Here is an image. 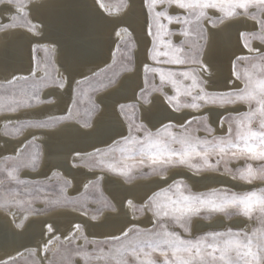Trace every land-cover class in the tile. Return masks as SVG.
Instances as JSON below:
<instances>
[{
	"label": "snow or ice",
	"instance_id": "obj_1",
	"mask_svg": "<svg viewBox=\"0 0 264 264\" xmlns=\"http://www.w3.org/2000/svg\"><path fill=\"white\" fill-rule=\"evenodd\" d=\"M38 3L0 0V30L16 29L18 19L24 20L29 46L27 68L0 82V91L12 94L0 95L5 113L0 127L5 142L16 144L12 153L2 155L0 185L15 181L32 187L20 176L29 169L26 175L43 173L49 183L62 182L63 199H70L69 187L74 196L95 189L91 201L97 206L83 212L87 226L73 221L67 232L45 221L42 235L47 238L26 249L31 264H264V186L237 193L205 185L208 191L193 192L183 178L187 170L199 183L215 182L217 176L203 173L223 169L233 182L264 184V0H140L143 45L133 25L122 19L133 3L96 0L98 14L112 27L108 57L91 65L74 63L59 42L46 37L45 22L32 15ZM218 41L230 52L222 83L211 62ZM214 110L223 119L213 120ZM169 113L184 118L175 120ZM25 129L32 130L27 137L12 139L9 130L18 137ZM52 133L87 144L72 148L68 157L69 168L86 169L79 183L73 184L75 177L58 155L48 153L49 163L44 164L37 142ZM82 158L92 167L82 165ZM144 167L159 179L144 185L142 196L117 201L106 194L114 176L132 184L133 170ZM173 167L180 171L169 176ZM45 187L40 183L36 190ZM43 202L61 200L45 196ZM10 206L13 202L0 200V207ZM15 207L23 213L19 222L12 213L14 227L21 230L30 216L42 211L24 200L15 201ZM106 211L113 215L106 216ZM233 212L245 220L231 225L193 221L202 213L208 219ZM249 220L258 221L259 227H244ZM73 238L75 247L69 248L67 241ZM23 256L17 249L0 264H21Z\"/></svg>",
	"mask_w": 264,
	"mask_h": 264
},
{
	"label": "bare ground",
	"instance_id": "obj_2",
	"mask_svg": "<svg viewBox=\"0 0 264 264\" xmlns=\"http://www.w3.org/2000/svg\"><path fill=\"white\" fill-rule=\"evenodd\" d=\"M95 3L96 0H39L38 4L33 5L34 11L32 15L36 19L45 22L46 37L59 42L63 53L66 56H70L74 63L91 65L100 63L108 57L109 33L112 27L110 23L106 22L104 18L98 14ZM127 3L130 5L133 4L122 19L133 25L136 36L143 45L146 42V37L143 31V13L140 8V0H127ZM120 18L121 17H113L112 19L118 20ZM25 31L26 25H19L16 29L9 31L3 30L0 33V82H3V78L7 74L25 69L28 66L29 46L26 39L23 37ZM231 31L234 36L235 29ZM229 54V50L219 41L212 47L211 62L213 70L216 72V77L221 80V83L223 77L228 75ZM135 82L138 83V80ZM52 110L55 111L54 108ZM25 114L26 113L21 112L19 115L23 116ZM169 115L175 120H182L184 118V114L169 113ZM3 119L4 117L0 118V121H3ZM212 119H223L220 110L213 111ZM49 130H54V128L50 127ZM38 142L41 144L45 165L49 163L48 153H53L58 155V162L66 172L75 177L76 181H73V184L76 182L79 183L84 179L85 174L83 171L86 169L83 167L79 170L69 168L68 157L72 148L87 147L86 143L76 141L69 142L57 136L55 133H52L48 139L44 140L42 138ZM15 148V143L5 142L4 129L0 127V161L3 160L2 155L4 153H12ZM82 159L83 161L80 163L83 165L86 158ZM46 170L47 169L42 165L41 171L43 172ZM177 171L180 170L169 171L168 174L171 176ZM184 171L185 177L183 178L187 179V183L193 192L208 191L209 188L205 187V185H209L212 188H226L235 192L250 191L253 189L252 185L246 182H233L231 176L223 172H204L203 175L217 176V180L215 182L203 181L199 183L191 177L194 174L187 173V170ZM67 173H65L66 176L68 175ZM42 174L43 173H41V175H36V177L45 179ZM176 178L181 179L182 177L177 176ZM69 179H71L70 176ZM157 179H159L157 176L137 178L132 184H125L122 178L114 176L111 183L105 188V192L109 196L113 195L117 201L124 196L139 197L144 194L143 186L151 184ZM69 188L68 194L74 196V188ZM117 207H119V203H117ZM12 213V210L0 209V259H7L8 254L15 255L17 249L26 256L28 254L26 249H34L37 243L47 238V234H45V237L42 235L45 221L53 222L61 232H67L73 221L85 223L86 226L88 225L87 217L83 215V212L70 207L68 209L59 208L43 213L42 215L30 216L26 228L21 230L14 227ZM105 215L110 216L113 214L106 211ZM15 218V222H19L21 219L18 215H15ZM198 219L194 222H198L202 225H215L218 223L231 225L243 221L241 218L235 220L226 219L225 221L222 219V216H217L216 220L210 223H202ZM244 227L248 228V222ZM89 230L93 233L104 231V229L101 228H90ZM40 255L43 257V253Z\"/></svg>",
	"mask_w": 264,
	"mask_h": 264
},
{
	"label": "rangeland",
	"instance_id": "obj_3",
	"mask_svg": "<svg viewBox=\"0 0 264 264\" xmlns=\"http://www.w3.org/2000/svg\"><path fill=\"white\" fill-rule=\"evenodd\" d=\"M106 3L112 4V5H117L120 3H127V0H106ZM17 23H18V26L19 25L20 26L25 25V21L22 19H18ZM173 27H175V26H173ZM2 31L3 30H0V33ZM194 38L195 37H193V39ZM38 56H43V53H38ZM257 75H258V73H257ZM0 95L11 96L12 94L10 92L5 93V92L0 91ZM16 95H17V99H19L20 98L19 93H17ZM4 116H5V113L3 111H0V118H3ZM50 127L55 128L54 125H51ZM9 131L12 134L13 140H15L17 138L23 140L25 138V136L27 137L29 135V132L32 130L31 129L30 130L25 129L23 131V133L21 135H19L18 137L15 134V130H9ZM37 143H38V146L41 148V144L39 142H37ZM35 150L36 149L33 148V149H30L27 152H25L24 158L27 159L28 157H30L35 152ZM3 163H4L3 160H1L0 161V167H3ZM129 163H135V161H129ZM241 163H242V161H241ZM252 163H253L254 167L259 166V164H260L259 161H252ZM84 164H87L89 168L92 167L91 161L88 160L87 158L84 160L83 165ZM232 166L233 167L237 166L235 161L232 162ZM9 170L11 171V169H9ZM175 170H180V169L173 167L169 171H175ZM29 172H30L29 169H23L20 172V176L22 179H29L30 180L31 185H32V187H30V188L26 189L23 184H17L15 181H11V182L6 181L3 185H0V200H8V201L13 202V206H10L8 208L0 207V209L12 210L15 215H18L21 218V216L23 214L22 211L15 207V201H19V200L29 201L32 204H34L35 208L42 209V211L35 212L34 215H42L43 213L53 211V210H56L59 208L68 209L70 207L78 209L79 211L85 212V211H89L91 209H95V207L97 206L95 203H93L91 201L94 198L95 189H89L87 191V193L82 195V196H70L68 194V191L70 188H68L66 194L68 197H70V199H63L62 182L54 181V182L49 183L48 181H46L43 178H42L43 179L42 180L40 177H36L35 173H31V176H30V174L25 175L26 173H29ZM221 172H223V169H221ZM133 175H134L135 179H137V178H149V177L154 176L151 174V170L147 167L134 169ZM0 179H3V173H0ZM40 183H45L46 187L43 189L42 192H37L36 189ZM262 186H264V184H262V182L260 180H255L252 184L253 189L250 191L258 190L259 187H262ZM246 191H248V190H246ZM237 193H240V192H237ZM188 194L189 193L186 191L185 195H188ZM45 196L48 197L49 201L51 199H53V200L58 199V200H61V202L59 204H52V205L46 204L43 202V198ZM82 204H86L87 207L86 208L83 207ZM204 216H205V214L202 213L200 216L194 217L193 221L200 218L198 220H200L202 223H210V222H213L214 220H216L217 216H222V219L225 221H226V219L235 220L237 218H241V219L245 220L244 217L235 214V212H233V214L230 217H228L224 214H214L212 217L205 219ZM206 221H208V222H206ZM253 227H259L258 221L256 224H253V222L251 220H249L248 221V228H253ZM74 240H75V238H73V240L67 241L69 248L75 247ZM57 243H59V241H57ZM80 243H82V241ZM51 258H52L51 253H49L48 259H51ZM57 259H59V257H57ZM21 264H31V258L28 256V254L21 258ZM45 264H47V260L45 261Z\"/></svg>",
	"mask_w": 264,
	"mask_h": 264
}]
</instances>
